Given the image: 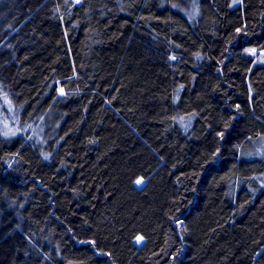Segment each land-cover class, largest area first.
I'll return each instance as SVG.
<instances>
[{
    "label": "trees",
    "instance_id": "trees-1",
    "mask_svg": "<svg viewBox=\"0 0 264 264\" xmlns=\"http://www.w3.org/2000/svg\"><path fill=\"white\" fill-rule=\"evenodd\" d=\"M248 48L264 0H0V264H264Z\"/></svg>",
    "mask_w": 264,
    "mask_h": 264
},
{
    "label": "rangeland",
    "instance_id": "rangeland-1",
    "mask_svg": "<svg viewBox=\"0 0 264 264\" xmlns=\"http://www.w3.org/2000/svg\"><path fill=\"white\" fill-rule=\"evenodd\" d=\"M243 0H232V6L237 7L242 3ZM246 52L254 57H256V61L259 63L258 65H264V51H259L255 48H248ZM63 89L60 88V93L63 94ZM1 107L5 108L8 107V110L5 112L6 114V123L9 124L10 126H17V123H15V115L13 112V107L11 103L8 101L6 97H4V102L1 103ZM2 116L4 118V114L2 113ZM144 183L142 179H138L137 184L141 186ZM137 242L141 244L143 242V239L139 237L137 239Z\"/></svg>",
    "mask_w": 264,
    "mask_h": 264
}]
</instances>
